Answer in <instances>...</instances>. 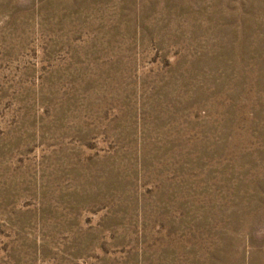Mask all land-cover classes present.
I'll use <instances>...</instances> for the list:
<instances>
[{"label":"rangeland","instance_id":"1","mask_svg":"<svg viewBox=\"0 0 264 264\" xmlns=\"http://www.w3.org/2000/svg\"><path fill=\"white\" fill-rule=\"evenodd\" d=\"M0 264H264V0H0Z\"/></svg>","mask_w":264,"mask_h":264}]
</instances>
